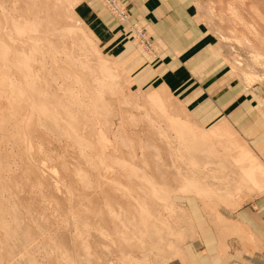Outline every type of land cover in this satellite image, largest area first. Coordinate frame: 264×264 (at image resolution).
I'll return each instance as SVG.
<instances>
[{
	"label": "rangeland",
	"instance_id": "1",
	"mask_svg": "<svg viewBox=\"0 0 264 264\" xmlns=\"http://www.w3.org/2000/svg\"><path fill=\"white\" fill-rule=\"evenodd\" d=\"M52 1L55 2V0H4L2 3H4L3 7H5L6 10L10 9V8H15V10H13L11 12V13H14L15 15L16 14L22 15V12L25 10V12L30 14V16H31L28 20H33L34 17H32V15L34 14V12H36L38 10H43V6H44V9L47 6L49 7L50 5L53 6L54 4ZM72 1L73 0H71V2ZM86 1L87 0H79V1L74 0L73 1L74 3H71V4L69 3L70 1L68 2V4L71 6L70 8L72 9V10L70 9L71 10L70 11L71 12L70 18L73 17L72 20L75 18L74 21L75 22L77 21L76 25L78 24V26H76V25L75 26L79 28V30H80L79 32L81 34L83 33V31L85 33H87V36L89 34H90L89 36H91V34H92V36L90 37L91 41L90 40L89 41L92 42V46H94V47H92L91 45H90V47L92 49L94 48L97 51V53H100V54H96V55H101L103 62L105 60L106 65H108V67L110 66L109 67L110 76H108V77L103 76V78L105 77L106 79H101V80H103L102 82L99 79L97 80V78H100L99 77L100 74L97 71L99 67L97 68V65L95 62V59H96V57L94 56L95 51L93 53V51L90 50L91 48L88 49L89 44H87L88 48L86 46L87 52L84 49L85 45L82 46L83 52L85 51V53L82 52V49H81L82 47H79L80 49H78V46H74V44H76L77 42L72 44V48L73 47L77 48L76 49L77 51L76 50L74 51L73 49H71L74 51V53H76V54H73V52L72 53L70 52L71 50L70 51L68 50L69 48H71V45H70L71 40L69 39L70 37L68 38V36L65 39L70 40V41L66 40L68 42V44L70 43L69 46L67 45V43L64 39L65 35L62 37L56 38L58 36L55 33V36L54 37L52 36L53 39L51 37L47 36V41L43 40L45 42V44H47L46 47H48V49L54 53L53 56H56V57H54L57 59L56 61L61 62L60 65H62V63H65V64L67 63L68 65L70 64L69 65L70 67L67 64H66L67 67H63V66H65V64L62 65L63 68H70L72 70L74 69V71L79 70V72H74V74L80 73V71H81V73H83L82 69L85 70L86 69L85 66H87V68L89 69V70L86 69V72H84L83 76L82 75L81 76L82 77H84V76L89 77V75H90L89 80H88V78H86V80H88L87 82H89L88 84H90L88 86H91V87L93 86V87L92 88L88 87L91 90L88 91L87 93L85 92V95H86V99L87 98L89 99V97H90V101L87 99V101H89V102H87L88 105L90 102H92L91 104L97 106V108H96L97 112H95V114H93L94 112L91 111L92 110L91 108H94L93 110H95V107L93 105L90 104V106L88 107V109H89V111H88L87 108L85 109V107H87V106L79 103V106L81 108L80 109L81 113H83V114H81V116H83L85 113L90 112L89 114H85V117L83 116L85 119H83V117L81 118L84 120V122H86V124H89V127H88V125L86 126V124H85L84 127H87V128H84L82 126V124L84 122L81 124L79 123L80 121H82L80 119H79L78 124H76L79 126V128L82 127V128H80L79 131H83L85 133L78 132L77 129H79V128H77L75 137H73L71 134H69V136L67 135L69 138H71V139H69L71 141L70 142L68 140V138H65L66 140L64 139V137H66V132H65V134H62L61 131L57 132V130L53 127L52 119L44 118L43 119L44 123L42 122L40 124V122H39V124H38L36 122L37 118L36 117L33 118L34 116L31 117L30 119H28L27 117L25 118L24 114L22 113L23 110L19 111V113H22V114H18V112L16 113L17 110L14 109V107H13L15 105L14 104L15 101L13 102L11 99H9L7 97V94H9L8 93L9 89L6 88L8 86L4 85V84H7L9 81L7 80L8 82L6 81V83H5V81H3L4 84L0 82V87H1L0 93L2 94L4 91V95L3 94L2 95L7 97L6 99L9 100L8 101L9 103H11L7 107L8 102L5 101V98L0 94L1 95L0 101L3 99V101H1V103H0L1 104L0 108H2V109H0L1 112L4 110L6 111L8 109H10V110L14 109V111H12V112L10 111L12 114L9 113V118H10V114L12 115L11 116L12 121L8 120V122H7L6 116H8L7 115L8 113L7 114L4 113L3 116L5 118L4 117H3L4 119L2 118L1 124H0V125L3 124L2 126L6 128V129L4 128L5 130L0 129L1 130L0 135L2 136V138L4 140V141H2L1 136H0V139H1L0 140V207L2 208V209L0 208V210H1L0 212L2 213V214L0 213L1 214V216H0V218H1V220H0V228H1L0 229V264H74V263L76 264V262H77V264H80V263L81 264H91L92 262H93V264H97V263L98 264H112L111 262L108 263L109 260H112L113 264H115L116 262L118 263L119 260L116 261L118 259L117 255H122V254L118 253V252H121L118 248L115 249L118 246V245H116L118 243H116L114 245L115 246L114 249L117 252L114 249L111 251V249L113 248L112 245L114 244L113 242H115V239H111V238H113L111 236L112 234H110L111 231L107 230L109 233L106 231L107 232L106 235L103 234V233H105V232H103L105 228L102 227L103 226L102 223H100V222L98 223V220L96 221L97 216L93 217L94 219L90 216L91 214H88V216H86L87 211H89L88 208L90 209V207L91 208L94 207V204L88 205V202H89L87 200L88 197H86L84 193H86V195L90 194L92 192L91 190H93V189H94L93 191L97 192V190H99V187H100V186H98L99 184L101 186H103L104 188H106L107 187L106 183L110 178V180H109L110 182L108 183V186L110 185L111 180H115V183H113V184H114L115 188L119 191V194L116 192L114 194V196L118 198V196H120V194H121L122 198L125 197L127 199L128 192H130L131 190H129V191L126 190L125 189L126 186H130L131 188H129V189H132V190H134L133 187H135V188L138 187V186H136L138 182H135L138 180L137 178H136L137 180H135V181H134V179L130 180L132 178L138 177L137 176L138 173H136V172H138V169H136V168L139 167V169H143L144 166L148 165V164L150 165L148 170L152 169V168H156V167H158V169H159V167H161V170H163L164 168H165V170L169 169L168 171L171 173L170 174L171 176H172V173H173V175L174 174L176 175L177 174L176 171H178V173H180V176H179V178L172 176L170 178L164 179L163 185L170 189V190H167L168 192L161 189L160 187H159L158 191L156 190V193L154 194L155 200L151 201V203H152V207L154 208V210L157 207V208H159L158 209L159 211H158V213H157V210H156V213H155V211H153V212L155 214L160 213L159 216L161 217V215H162V217H163V218L162 217L159 218L158 215H156V217H158L156 220L157 222L163 223L166 220L167 223L166 222H164L165 224L164 223L163 224L156 223L157 225H155L153 227H149V228L145 229V231L143 230L142 231V232H144L143 234H141V232L138 233V236L141 235L140 237H138V240H139L138 251L140 253L143 250L144 251L141 254H139V252L136 253L135 251H134V253H136L135 256L137 255L135 257L136 260H138V258L140 257V260H142L143 262L140 260H138L139 261L138 262L133 258H131L130 261L133 259L131 261L132 264L133 263L136 264L137 262H138L137 264H183V260H184L183 249H182L183 243H184V240L186 238H189L190 233H191L189 220H188L187 214H186V212L183 208V205H182L183 197L185 195H189L192 193L195 195L197 193L196 191L199 189L198 182H200V181L202 183H204V181L210 180L211 182H214V184L215 183L219 184L220 182H222L223 177H221L219 179H215V178H213L214 175H217L218 171L224 173L223 170H226L228 167H229V169L230 168L232 169L233 165L235 164V162L232 159L234 157L233 155H235V157H237V155H240V150H243V151L249 150V153L248 152L247 153L249 155H251L250 152L254 148V145L251 141L252 137L248 136V134L242 133L238 128L233 126L232 122L226 123V121H225L222 123L228 124L227 127L228 126L231 127L230 129H232V131H233V132L229 131L228 134L224 133L226 136H223V133H221V135H219V136H215L214 138H210V139L208 138L206 140H200V139L193 140V139H191V138H193L191 136V135H193V133L195 135H197L198 132H201L199 130V128L201 130L207 131V130H209L210 126H202V124L198 123V121H196L193 118H189L191 120H189V122H188V120H186V119H188L187 117L188 116L192 117V116H191L190 112L188 111L187 106L185 104H183L181 99H180V97L182 96V93L176 92L175 90L169 89L167 87L164 89H162V88L160 89V87H158L156 82H152L150 78L142 77V75L138 74L139 71H138V68H136V63L138 61V53L139 52H140L139 54L142 55L143 57H145L146 60L157 61L161 58V55L164 51L163 47H161L159 43L154 41L152 35L147 30L142 28V26L135 19L132 18V16L130 15L127 7L125 6V4L122 0H114V1L113 0H108V1L104 0L105 2L103 0L102 1L99 0L103 9H105L107 12H109V14L112 16L113 20L116 22L117 25H116V27H113V28H109L106 25H103L102 22L100 21V19H98L97 15L94 14L92 12V10L87 6ZM115 1H117V2H115ZM254 1L255 0H252V1L251 0H242V1L241 0H239V1L238 0H193V3H194V10L196 12V19L206 29V32L208 33V35L210 37H212V39L215 43L216 49H218V58L222 61V65L225 67L223 69L228 70V72L230 73L229 79L232 80L233 83H236L240 88H242V92H244L248 97H251L254 99V103H253L254 107L252 106L253 108L251 110V113L261 114L262 119H263V125H264V79H262L263 75H261V74H264V69H263L264 68V59H262V60L257 59L256 60L254 58L255 59L254 60L253 56L250 57L254 53L249 48L247 43L244 42V37H246V36L249 37V35H248L249 33L246 32V30L242 27V25L240 27V24H238L239 22H237V20H238L237 17L234 16V14L229 13L230 10L227 12L228 14L225 13L227 11L226 6L235 7V5H236V8H237V5H239V7L237 8L238 10L236 9L237 12L241 11L240 12L241 14H243V15L245 14L244 16H247V17H245V19L247 18L246 20L248 23H250V24L256 23V24H254L255 28H256V25L257 26L259 25V28L262 27L261 29H259L262 31L258 30L257 32L261 33L263 36L262 35H259V36L264 38V30H263L264 29V21H263L264 18L259 17L261 19V21H263V23L261 25V23H259L260 21L257 17V14L255 15V17H256V21L258 20L259 22H256L254 20L252 22V19H255V18H251V17H254V15L249 17V14H251V13L254 14L255 11H256V13H259V11H260L259 16L264 17V14H263L264 13V5L262 6V9L260 7L264 3V1L263 0H259L260 2L258 0H256V2H254ZM257 1L261 5L256 4ZM239 2H241L242 4L245 3L244 5H246L247 7L245 6L244 8H248V6L249 7L254 6L256 8L257 5H258V7H257V9H255L254 7L253 8L251 7V9L248 8V10L246 9L247 11L251 10V13H249L250 11L247 13L246 10H243L244 5H241ZM74 4H76V5L73 6ZM33 5H36V6L32 7ZM117 5H119V6H117ZM114 6L117 7L120 11H122L124 13V15H125L124 20H120V18H118L119 16H117V15L115 16L114 12L112 11ZM259 7H260V9H259ZM220 8H221V10H219ZM240 8H241V10H240ZM252 9H254V12L252 11ZM47 10H49V13H47L49 15L54 14V12H56L50 8ZM242 12H245V13H242ZM220 13H222V14H220ZM244 16H242V19ZM76 18H78L79 20ZM248 18H251L250 19L251 22L249 21ZM245 19H244V21H246ZM78 21L82 24L78 23ZM70 22L73 25L75 24V22L69 21V23ZM81 25H83L82 27L85 28L86 31L83 30ZM237 25H239V27ZM260 25H261V27H260ZM132 26H135V28L140 29L144 33L145 40L138 38V36L135 33H133L132 30H130ZM39 28H43L42 25L39 26ZM238 30H239V32L237 34L236 31H238ZM235 33H236V35H235ZM239 33H240V35H239ZM246 33H247V35H246ZM219 35L222 36L225 39V41L223 38L219 37ZM231 35H233V37ZM234 35H235V37H234ZM230 37H231V39H230ZM49 38H51V39H49ZM54 38H56L57 42L55 41ZM62 38H63V40H61ZM228 38H229V40H228ZM234 38H236V39H234ZM88 39H89V37H88ZM227 40L230 41L231 43L228 42ZM233 40H234V43L237 40L235 44L233 43ZM43 41L40 40V43H42ZM51 42H52L53 46L56 45V46H54L55 48L51 46ZM61 43H63L62 46L63 45L66 46L67 51H68L67 53L70 52L72 55L67 54L68 57L65 56V58H64V55H66L65 54L66 50L64 48L65 46L63 47V49L65 51L62 49ZM78 44H79V41H78ZM57 48L61 49V52ZM54 49H56V50H54ZM87 49L90 51H88ZM0 51H2V50H0ZM59 52H60V54H58ZM79 52L84 54V55L83 54L81 55V57L84 56L82 58V60L81 59L78 60V58L80 56ZM33 53L35 54V52H33ZM249 53H252V54H249ZM78 54H79V56H77ZM92 54L94 57L92 56ZM263 54H264V51H263ZM73 55L74 56L76 55L78 58L75 56V58H77V59H75V58L71 59L72 57H74ZM3 56L5 58V55H3ZM57 56H59V58H57ZM101 56H100V58H101ZM49 57H47V59H48L47 62H46V59L44 58L45 62L47 63V64L45 63V69L47 71H48L49 67L50 68L52 67V69H53L52 65H50V66L48 65V62H50V64H52L50 61V59L52 60V57L51 58H49ZM9 58L12 61L14 59L13 57H9ZM9 58H7V59H9ZM63 58H64V60H63ZM66 58H67L68 62H65V61H67V60H65ZM59 59H62V60L59 61ZM252 59L254 60V62L257 61L260 64H258L257 62H255L256 64L254 62L252 63L251 62ZM0 60L3 61V59H0ZM10 60L9 61L7 60L8 63L4 60V62H1V64L3 63L6 65V63H7L10 65L12 63ZM75 60L76 61L78 60V62L80 61L79 64L85 65V66H83L84 68L79 67L78 65L76 66V64H78L77 62L75 63V65L74 64L72 65L73 67H71V64L73 62H75ZM85 61H87V62H85ZM9 62H11V63H9ZM70 62H72V63H70ZM248 63H249V65L252 64L253 66H248ZM46 65H48V66H46ZM261 65H263V66H261ZM246 66H248V67H246ZM258 66H260V67H258ZM7 67L10 68L11 65L7 66ZM74 67H76V68L78 67V69H75ZM261 67H263V68L261 69ZM13 68H15V69H13ZM252 68L254 69V71H252ZM16 69H17L16 66H14V64L12 63V68L8 69V72L11 70L9 72V77L11 79L9 77L7 78V75H8L7 70H1L2 72H6L7 75H4L5 73L3 74L2 72H0V78H2L0 80L2 81L3 78H7V79H10V81L12 83H13V80L18 82L17 78H15V76H16L15 72H17V77L20 78L19 80H21V77L18 76V73L21 75L23 72L21 73V71L16 70ZM13 70H15V72ZM112 70L114 72H112ZM245 70L248 73L252 74V76L250 75V78L252 77L250 84L249 83L245 84L246 80L244 78H242L243 75L245 77L248 74ZM47 71L46 72L44 71L46 74L43 73L42 75H44V74L47 75L48 74ZM11 72L12 73L14 72L13 77H11V75H10V74H12ZM87 72H88V74L89 73L90 74L88 75ZM115 72L118 73V75L114 74ZM241 72H244L245 74L242 73L243 74L242 75ZM49 73H51V71ZM96 73H97V75L99 74V76L97 78L95 77ZM92 74H93V76H92ZM253 74H255V75L253 76ZM1 75H4V76H1ZM256 75L258 76L259 79L258 78L255 79V77H257ZM115 76H117V77L119 76V77L116 78ZM247 76H249V75H247ZM43 77H45L46 79ZM48 77H49V75H48ZM48 77L47 76H41L42 81L41 80L40 81L38 80V81L41 82V84H43V83L45 84L49 79ZM93 77H94V79H93ZM112 77H115L114 78L115 80ZM253 77H254V79H253ZM111 80H113L114 83H116V87H113L114 89H112V87L110 85ZM257 80H259L260 82ZM38 81L36 84L39 83ZM113 81L111 83H113ZM243 81H245V82H243ZM87 82H84V83L82 82L81 84L84 85ZM19 83H20V81H19ZM105 83H106V85H105ZM41 84H38V85L42 86ZM99 84H100V87H99ZM113 84H112V86H114ZM103 85L105 86V89H104ZM4 86H5L6 90L4 89ZM96 86H98L99 90L102 92V93H99V96L100 97L102 96V97L101 98L99 97L100 100L97 99L96 104H94L93 100H91L90 95L91 94L95 95L98 92H96V91L95 92L93 91V93H90V92H92V89H95ZM107 86H110L111 89H110V87H107ZM36 88H39V87H36ZM98 88H96L95 90H97ZM107 88H109L110 90ZM158 88L160 89V91L164 90L163 92L166 93V96H165V93H163L161 95V96H163L161 98H163L165 100V101H161L162 104L165 105V107L163 105H162V107L166 108V109L163 108L164 109L163 112L165 113L168 111L167 113H169L171 111L169 114L170 115L173 114V115H171L169 117H172V118H173L174 114L176 113V117L175 116L174 117H175V119L178 118L177 120H179V122H181L183 119H185V120H183V122L184 121L185 122L184 123L181 122L180 124H182V126L185 124L184 125L185 127L187 125L189 130L191 128L190 126H193L190 130L191 132L188 130L187 135L185 137H183L182 134L180 135L179 130L176 129L175 127L168 125V123L166 124V122L164 124V120H167V119H164L165 118L164 116H167V113H165L166 115H163L164 113L158 112L159 110L160 111L162 110L161 109L162 108L161 102L160 103L155 102L157 104H160V106L155 104V103H153V104L151 103L152 104V106H151V104L149 103L150 102L149 101V95L154 93L155 92L154 90H156V92H158L157 91ZM160 91H159V93H160ZM110 96H112L114 98H111ZM82 97L84 98V100ZM82 97L81 98L83 101L81 103L86 104L85 96H82ZM93 97L94 96H92V99H93ZM123 98L125 100H127L126 101L127 104L124 103L125 101L122 102V100H124ZM49 100H52V99H49ZM4 102L5 103L7 102V104L5 105ZM26 103L27 102H25V104L24 103L23 104H24V106H26V109L28 110V111L26 110V114H25L27 116V114H30L29 113L30 108L28 107L29 105H27ZM47 103L51 104L52 102H47ZM16 104H17V102H16ZM50 104H49V106H50ZM10 105L11 106L13 105V106L11 107ZM153 105L156 107L154 108ZM82 106H83V108H82ZM91 106H93V107H91ZM4 107L7 109H5ZM123 107H126L127 109L123 108ZM11 108H13V109H11ZM76 108H78V107H75V110H78ZM122 108L125 109V111H122L123 113L121 112V110H123ZM156 108L158 109V111ZM82 109L84 111H88V112H83ZM177 113H178V115H177ZM14 114L15 115L17 114L20 117L17 115L15 116ZM13 115H14V118H13ZM21 115H22V117H21ZM179 115H181L182 118ZM23 117H24L25 121H24V119H22ZM20 118L23 120L24 123H22V120H20ZM97 118L99 120H97L95 122V119H97ZM100 118H102V120ZM13 119L15 121L20 120L19 122L17 121V123L18 124L22 123V124L21 125L19 124V126H18V124H16L17 126L14 125L16 122H14ZM156 119H158V121ZM29 120H30V122H29ZM100 120H101V123L99 122ZM162 120H163V122H162ZM27 121L29 122L28 125H26ZM31 121H33V122H31ZM11 122L12 123L14 122V123L11 125L10 124ZM94 122L97 124H95ZM153 122L155 123V126L152 127V125H154ZM158 122H159V124H158ZM190 122H192L191 125H190ZM91 123L92 124L94 123L95 125L93 124V127H92ZM187 123H189V124H187ZM111 124L113 125V127ZM193 124L197 125L195 127H197L198 129L197 128L196 129L199 131L196 130V132H194L195 127ZM44 125H45V127H44ZM109 125H110L111 130L109 128ZM221 125H224V124H221ZM21 126H22V130H21ZM23 126H24V128H23ZM25 126H27V129H30L29 131H32L31 129H33L32 132H29V133H33L32 134L33 136H29L30 134L28 133V130L25 131V129H26ZM17 127H19L20 130H18L19 128L15 129ZM187 127H186V129H187ZM229 127H228V129H229ZM90 128H91V131L89 130ZM108 128H109V130H108ZM155 128H156V130L159 129L161 132L164 130V132L161 133L159 130H157L158 132H160V133H157ZM160 128H162V129H160ZM174 128H175V130H174ZM34 129H36V130L34 131ZM86 129H87V132L85 131ZM97 129H99V130H97ZM117 129H118V131H117ZM16 130L20 131V133L22 132L23 136L21 135L22 133L20 134L19 132L18 133L20 136L18 134H16L17 133ZM2 131H5V132L7 131V132L5 133ZM12 131L14 134L12 133ZM41 131L43 134L40 133ZM93 131H94V134H93ZM111 131H113V132H111ZM8 132L10 133V135L11 134L13 136L16 135L15 137H17V138L13 140L12 137H9L10 135L8 134ZM89 132H91V133H89ZM110 132H111V134L114 133L113 136L110 134ZM82 133L83 134L89 133V135L87 137H90V139L88 138L89 140H85L84 138H87L86 135H84L82 138ZM60 134H62V135H60ZM3 135H4V137H3ZM18 136H19V139H25L26 136L27 137L29 136V137L28 138L26 137V139L23 140V141H25L24 144H23V141L21 140L22 141L21 143L23 144L22 145L21 143H19L20 140L17 141ZM62 136H64V137L62 138ZM95 137H97L96 138L97 140H98V138L100 139V137H101L102 140L100 139V141L101 142L103 141V143H102L103 145L99 141L100 143H98V144H101V146H99V148L97 147L98 144L96 142H98V141H96ZM105 137L110 142H112V141L115 142V145L113 142L112 143L108 142L105 139ZM225 137H227V138H225ZM10 138L13 141H11ZM27 139H28L29 144L26 142ZM29 139H30V141H29ZM75 139H77V140L80 139L79 141H84V145L82 143V144H80L82 146H77L76 143L74 144ZM7 140H8V142H7ZM55 141H57V142H55ZM60 141H61V143H59ZM85 141H88V143ZM136 141L140 142L141 144H139V143L137 144ZM11 142L14 144H11ZM106 142L110 143V145ZM154 142H156V143H154ZM231 142L233 143V145H230ZM4 143H5V146L6 145H8V146L5 147ZM96 144H97V146H96ZM111 144H112L113 148H112ZM136 145H139V146L137 147ZM143 145H145V146H143ZM9 146H10V148H9ZM25 146L27 148H29V146L30 147L32 146L31 147L32 149H29V151H28V149ZM95 146L98 149H100V147H102L103 149H100L101 151H99L98 149L96 150ZM4 147H5V151L3 150ZM17 147L19 148L18 149L19 152L21 150L25 151V152L28 151V152L27 153L22 152V154H21V152L17 153L18 150H16V153H17L16 154L14 150ZM24 147H25V149H23ZM244 147H245V149H244ZM7 150H9V153L8 152L5 153ZM23 153H24V155H23ZM18 154H20L21 157L23 155L22 158L19 157V159L22 160V161H20V160L19 161L23 162V164L19 163V161H18L19 155ZM77 154H79V155H77ZM96 154L98 156H99V154L100 155L104 154V156H106L105 157L106 163H104V164L102 163V165H100V162H102L104 158L103 159L98 158V160L99 159H102V160L96 161V159H95ZM78 156H79V158H78ZM84 156H86L85 159H84ZM24 157H27V158H25V160H24L23 159ZM88 157L90 158V160L87 159ZM100 157H103V156H100ZM76 159H79V160L77 161ZM80 159L84 160V161L87 160L86 161L87 163L84 162L83 164H81V162H83V161L79 162ZM225 159H226V161H225ZM219 161L221 163H219ZM24 162L27 163L28 166L26 165L25 167H21L25 164ZM145 162L147 164H145ZM217 162H218V164H217ZM227 162H229V163H227ZM77 163H79L78 165H80V167L78 166L79 168H76ZM143 163H144V166H142L143 167L142 168L141 165H143ZM62 164L63 165L65 164L66 167L65 168H64V166L62 167ZM96 164L100 167V168L98 167L100 170L97 169ZM129 165H132V167H131L132 176H134L133 174L136 173L135 177L130 178L131 174L130 175L127 173H126L127 175L123 174L127 170L126 167ZM123 167L126 170L123 169ZM133 168L136 169L137 171L134 172ZM27 169H30V170L27 171ZM96 169H97L98 174L95 173ZM21 170L25 171V172L27 171L25 173L26 174L25 176H24V172L22 173ZM34 170H35V172H34ZM77 171H81L83 173V175L81 174V177L84 176L83 181L85 182V184L82 183V181H81L83 179V177H82V179H81V177H78L80 174H78ZM129 171H130V166H129ZM207 171H209V172H207ZM210 171H212V172H210ZM215 171H217V172H215ZM13 173L14 174L17 173L15 175V179H16L15 181H14V176H13L14 174ZM27 173H31V174H29L31 176H29L28 178H27ZM120 173H122V174L120 175ZM11 174H12V176H11ZM94 174H95V176H96V174L97 175H100V174L103 175L105 182H103L104 180H103L102 176H99V178L102 179V180L100 179L101 180L100 181L97 179L98 176L95 177ZM121 176L125 180L128 179L129 181L127 180V182H129V183H126L124 185L119 184L121 181L120 180L121 178H118V177H121ZM124 176L126 178H124ZM10 177H13V180H11L12 178H10ZM76 177H77V179H76ZM19 179H21V181H19ZM77 180L79 181V183L83 184V186H82L83 190H86V191H83L84 192L83 193L84 199L81 198V200L83 199V202L86 200L87 201L84 203L82 201H80V203H81L80 209L82 210V208L84 207V212H86V215H85V213L82 210V213L84 214V215L82 214V220H80L82 224H79L80 222L77 220V216L75 215V206H77V204H75L76 200L74 198L77 197V194H78L77 190H76V184L78 185ZM125 180H124V182H125ZM63 181H64V183H63ZM132 181L135 182V184H136V185L134 184L135 186L132 185V183H131ZM259 181H260L259 184H262L263 189L261 187H258V189L256 187V189H255L254 185H252L250 183H246L245 186L240 188L241 193L239 190L238 191L235 190V192L231 195L234 198H232L231 196H226L229 199L228 200L227 198L224 197L229 202L226 203L224 201L223 205L224 206L226 205L227 207L232 208L233 206L239 205V202H241L240 201L241 199L245 200V199H248L250 197H256V196L260 195L261 193L264 192V185H263L264 180H262V176L259 177ZM51 183H52V185H51ZM122 183H123V181H122ZM65 184L70 185V186L67 187ZM8 185L10 188L7 187ZM56 185L59 188H57ZM49 186H51V187H49ZM54 186L56 187V190H53V189H55V188H53ZM95 186H96V189L98 188L97 190L95 189ZM2 187H3V189H1ZM61 187H62V189H61ZM65 187L70 188V189H71V187H75V188H72L71 190L69 189L71 191L70 192L69 190L65 189ZM215 187H216V185H215ZM7 188H9V189H7ZM47 188H48V190L46 191ZM50 188H51L52 192L49 191ZM73 189H75L76 192H73ZM127 189H128V187H127ZM182 189H184L185 192H181ZM220 189H221V186H220ZM7 190H9V191H7ZM57 190H58V193H57ZM136 190L138 191V188ZM87 191H89V192H87ZM189 192H191V193H189ZM13 193L16 194V196ZM19 193H20V196L22 198H19V196H18ZM66 193H71V195L68 194V196H67ZM75 193H77V194L75 195ZM237 193H240V195L238 194L239 195L238 196ZM11 194L13 195V199H14V197L17 199L16 200L17 202H19L21 200L19 204H17V202L15 203V201H14L15 199L13 201L11 200V198H12ZM219 194H223V196L225 195L223 193V191H221V190H220ZM131 195H129V196H131ZM51 196H52V198L53 197H55V198H53V200H52ZM69 196H71L70 199H68ZM212 196H213L212 198H216V195L212 194ZM85 197H86V199H85ZM60 198L62 200H60ZM22 199H24L23 201H25V202H23ZM63 199L68 204L66 202L64 203ZM55 200L58 201V203ZM68 200H70V201H68ZM62 201H63V204H62ZM101 201L104 204H102ZM22 202L24 203V205L22 204ZM97 203L98 202H96V204ZM99 203H100V205H99ZM99 203L97 204V206L98 205L100 206V207L98 206V208L102 209L101 207H103L104 209H106V207H107V205H105L106 202H104L103 199L101 200V197L99 199ZM65 204L68 205V207H66ZM69 204H70V206H69ZM82 204H83V207L81 208ZM153 204H155L156 206ZM50 206H53L52 207L53 209ZM73 207H74V209H73ZM11 208H13V211ZM66 208L68 210H66ZM63 209L65 211H69V209H71V212L69 211V212L63 213V211H64ZM72 209H73L74 213H72L73 212ZM59 210H61V211H59ZM10 213L12 214V216H10L8 218V216L11 215ZM15 216H17V218ZM14 218L17 220V221L15 220V221L18 222V225L17 224L15 225V223L13 222ZM98 218L99 217H97V219ZM2 219L5 222L4 227L6 230L10 229V226H9L10 224L15 225V228L14 227L12 228L13 230L17 229V228H19L21 230V226H22L23 230H21V231H19V229H17L16 231L14 230L15 233H13L14 231L12 230L13 232L11 233V231H10L9 232L10 234L8 232H5L4 231L5 229H3V226H2V222H3ZM11 219H13V220H11ZM88 219L90 222L93 220L97 224H99V226L103 228V229L101 228L102 231H99L100 228H98V225H96V223L93 221L91 223H94L97 226V229H95L96 226L93 224H92L93 225V227H92V225L90 223H88L89 222ZM160 219H162L163 222H160L161 221ZM6 221L10 224H6L7 223ZM75 223L77 224V226L79 225L77 228H79L80 226H83V227H80L81 229H79V230L75 229L76 228ZM89 224L91 225L92 228L90 227ZM158 224H159V226H158ZM19 225H21V226H19ZM160 225H161V228H160ZM17 226H19V227H17ZM162 227L165 228L166 230L162 229ZM26 229H27V233H28V234L26 233L27 236H29L30 234L32 235V241H29V240H31V238L27 239L26 237H24V235H25L24 230L26 231ZM1 230H2V234H1ZM75 230H78V231L83 230V234H82L83 236L80 234V233H82V231L80 233L77 231L79 233V235H78L79 237L78 236L77 237L80 239V241L79 240L77 241V239H78L76 237L77 232ZM93 230H95V232H93ZM97 230L100 233H98ZM3 232H5L6 235H4ZM7 233H8V235H7ZM93 233H95V234H93ZM18 234L23 235V238H21L20 235H19L20 237H18L17 236ZM109 234L111 237V238L110 237L109 238L111 240L109 238H107L109 236ZM13 235L16 237H14ZM3 236L5 237V239ZM7 236H8V238L10 237L11 239L10 238H9V240L6 239ZM96 237H98V240ZM24 238L28 241H26ZM22 239L25 240V243H24V240H22ZM81 241H83V242H81ZM26 242H30V243L28 244ZM77 242H78V244H77ZM92 242L95 243L94 246H93ZM79 243L81 245H84V246L80 247ZM91 243H92V245H91ZM110 243H112V245ZM151 243L153 244V246ZM76 244L80 248H82V250L80 248L77 249ZM111 246H112V248H111ZM85 247L89 250L87 251L85 249ZM78 250H81V252L79 251L81 255H79V252H76ZM90 250L92 253L90 252ZM145 251H146V253H144ZM75 252H76V256L78 254V256H80V257H78V256L75 257ZM87 253H90L89 254L90 256H87L88 255ZM113 253H115V254L118 253V254L115 255ZM112 256L114 257V259H112L113 258ZM142 257L145 259H143ZM91 258L93 259V261ZM147 260H149V261H147ZM73 261H75V262H73ZM94 261H95V263H94ZM96 261H98V262H96Z\"/></svg>",
	"mask_w": 264,
	"mask_h": 264
},
{
	"label": "bare ground",
	"instance_id": "2",
	"mask_svg": "<svg viewBox=\"0 0 264 264\" xmlns=\"http://www.w3.org/2000/svg\"><path fill=\"white\" fill-rule=\"evenodd\" d=\"M4 0H0V50H2V51H0V59H3V61H1L0 60V72H2L1 70H7V73H8V75H7V73L6 72H2L4 75H7V78L9 77V72L11 71H9L8 72V69H10V68H12V63L14 64V66H16V70H19V71H21V73L23 74H19L18 73V76H20L21 77V80H19L20 78H18L17 77V72H15V70H13L14 72H15V74H16V76H15V78H17V80H18V82L17 81H15V80H13V83L10 81V79H7V78H3V80L1 81L0 80V82L1 83H3V81H5V83H6V81L8 82L7 84H4V85H6V86H8V87H6L7 89H9V91H8V93L9 94H7V97L9 98V99H11L13 102L15 101V105L17 106H15L14 104V109H16L15 111H16V113L18 112V114H24V117L26 118H28V119H30L31 117H33V118H37L36 120V122L39 124V122H40V124L43 122V119L44 118H50V119H52V122H53V127L57 130V132L59 131H61L62 132V134H65V132H66V137H64V136H62V138L64 137V139L65 138H68V140L69 139H71V138H69L68 136H69V134H71L73 137H75V135H76V131L78 130V132H83V131H79L80 130V128H82V127H80L79 128V126L78 125H76V124H78V122H79V119L80 120H82V121H80L79 123L81 124V123H83L84 122V120L83 119H85L84 117H85V114H89L90 112H88L89 111V109H88V107L90 106V104L92 103V102H90L89 103V105H88V103L87 102H89L90 101V97H89V101H87V99H86V95H85V92L87 93L88 91H90L91 89H89L88 87H91V86H88V85H90V84H88L89 82H87L88 80H89V77H90V73L88 74V72H87V74L89 75V77H82L83 76V73L84 72H86V69L87 70H89L88 68H87V66H85V65H82V64H79V62H78V60H82V58L84 57H81V55L83 54V53H85V51H86V46H87V44H89V48H88V46H87V48L88 49H90L91 47H90V45L92 46V42H90L91 40H90V37L92 36V34H91V36H87V33H85L84 31H83V33L81 34L79 31V28L78 27H76V26H78V24L76 25V22L74 21V19L72 20V18H70L71 17V15H70V11L72 10L70 7V5L68 4V2L71 4V3H74L73 1L71 2V0H55V2L54 1H52L53 2V6L52 5H50L49 7L47 6L45 9H44V6H43V10H38V11H36V12H34V14L32 15V17H34V19L33 20H28L31 16H30V14H28V13H26L25 12V10L22 12V15H18V14H14V13H11L13 10H15V8H10V9H5V7H3L4 5V3H2ZM59 3H58V2ZM65 1V2H64ZM77 1V0H76ZM79 1V0H78ZM102 1V0H101ZM104 1V0H103ZM108 1V0H107ZM114 1V0H113ZM112 1V2H113ZM239 1V0H238ZM242 1V0H241ZM252 1V0H251ZM259 1V0H258ZM258 1H257V3L256 4H260V3H258ZM264 1V0H263ZM105 2V1H104ZM115 2H117V1H115ZM254 2H256V0L254 1ZM260 2V1H259ZM238 3V2H237ZM236 3V4H237ZM241 5H244V4H242L241 2H239ZM251 3V2H250ZM263 3V2H262ZM103 4V3H102ZM108 4V3H107ZM253 4V3H252ZM46 5V4H45ZM76 4H74L73 6H75ZM251 5V4H250ZM261 5V4H260ZM264 5V3L260 6L261 7V9H262V6ZM34 6H36V5H33L32 7H34ZM107 6V5H106ZM117 6H119V5H117ZM226 6V5H225ZM246 5H244L243 6V8L245 7ZM110 7V6H109ZM239 7V5H237V8ZM241 7V6H240ZM247 7V6H246ZM252 7V6H251ZM251 7H249L248 6V8H250L251 9ZM254 7V6H253ZM252 7V8H253ZM257 7H258V5L256 6V8L255 9H257ZM260 7H259V9H260ZM52 9L53 11H56V12H54V14H47V13H49V10H47V9ZM117 8V7H116ZM236 8V5H235V7H232V6H226V12L225 13H227L229 10V13H232V14H234V16H236L237 17V22H239L238 24H240V27H241V25H242V27L246 30V32H248L249 34V37L248 36H246V37H244V42L245 43H247V45L249 46V48L252 50V52L254 53L253 55H251L250 57H252L253 56V59L255 58L256 60L257 59H264V54H263V51H264V38H262V37H260L259 35H262L261 33H258L257 31L259 30V29H261L262 27H261V25H262V23H263V21H261V19L260 18H264V17H261V16H259V13H260V11H259V13H256V11H255V13L253 14V13H251V10H249V11H247L248 10V8H244L243 10H246L247 11V13L249 12V13H251V14H249V17L250 16H253L254 15V17H251V18H255V19H252V22H253V20L254 21H256V17H255V15L257 14V17H258V19H259V21L257 20L256 22H259V23H261V25H260V27L261 28H259V25L257 26L256 25V28H255V25L254 24H256V23H254V24H250V23H248L247 22V18L245 19V17H247V16H244L243 14H241L240 12L241 11H239V12H237V9ZM71 9V10H70ZM237 9V10H236ZM258 9V10H259ZM219 10H221V8L219 9ZM240 10H241V8H240ZM242 10V11H243ZM252 11L254 12V9H252ZM112 12V11H111ZM223 12V11H222ZM113 13V12H112ZM219 13V12H218ZM217 13V14H218ZM224 13V12H223ZM242 15V16H244L243 17V19H242V16L240 15V14ZM242 13H245V12H242ZM115 14V13H114ZM220 14H222V13H220ZM219 14V15H220ZM228 14V13H227ZM262 14V13H261ZM260 14V15H261ZM264 14V13H263ZM75 15V14H74ZM127 15V14H126ZM247 15V14H246ZM115 16H116V14H115ZM260 17V18H259ZM119 18V17H118ZM223 18V17H222ZM235 18V17H234ZM251 18H248L249 19V21H250V19ZM76 19H78V18H76ZM244 19L246 20V21H244ZM44 20V21H43ZM79 20V19H78ZM236 20V19H235ZM69 21H72V22H75V24L73 25L71 22L69 23ZM82 22V21H81ZM251 22V21H250ZM78 23H80L79 21H78ZM80 24H82V23H80ZM258 24V23H257ZM42 25V27L43 28H39V26H41ZM76 25V26H75ZM83 25H81V27H82ZM238 27H239V25H237ZM83 28V27H82ZM83 30H85V28H83ZM131 30V29H130ZM140 30V29H139ZM264 30V29H263ZM82 31V30H81ZM86 31V30H85ZM259 31H262V30H259ZM237 32V34H238V32H239V30L238 31H236ZM55 33H56V35L58 36V37H56V38H59V37H62V36H64V39L68 36V38L71 40H69V39H65V41L67 40H69L70 42H71V48H69L68 50L70 51L71 49H73L74 51L77 49L76 47L74 48H72V44H74V43H76V44H74V46H78V49H80L79 47H82L83 45H85V51L83 52V47L81 48L82 49V52L83 53H80V56H79V54L77 55V56H79V58H78V60L76 61L75 60V62H70V63H72L71 64V67H73L72 65L74 64L75 65V63L77 62L78 64H76V66L78 65L79 67H83V66H85L86 67V69L85 70H83L82 69V72L83 73H81V71H80V73H76V74H74V72H79V70H76V71H74V69L72 70V69H70V68H63V67H67L66 66V64L65 63H62V65H64L65 64V66H63L62 67V65H60L61 64V62H57L56 60V58H54V57H56V56H53L54 55V53L53 52H51V50H49L48 49V47H46V45L47 44H45V42L44 41H47V36H49V37H51L52 39H53V37L55 36ZM234 33V32H233ZM235 35H236V33H235ZM235 35H234V37H235ZM239 35H240V33H239ZM246 35H247V33H246ZM251 35V36H250ZM53 36V37H52ZM232 37H233V35H231ZM263 36V35H262ZM5 37V38H4ZM88 37H89V39H88ZM219 37H221V38H223L222 36H220L219 35ZM51 38H49V39H51ZM56 38H54L55 39V41H56ZM48 39V40H49ZM224 39V38H223ZM222 39V40H223ZM230 39H231V37H230ZM233 39V38H232ZM234 39H236V38H234ZM40 40L41 41H43L42 43H40ZM61 40H63V38L61 39ZM90 40V41H89ZM228 40H229V38H228ZM227 40V41H228ZM64 41V42H65ZM66 41V43H67V45L69 46V44H68V42ZM78 41H79V44H78ZM224 41H225V39H224ZM237 41V40H236ZM236 41H235V43H236ZM27 44H26V43ZM57 42V41H56ZM63 42V43H64ZM90 42V43H89ZM228 42H230V41H228ZM63 43H61V46H62V44ZM65 43V44H66ZM94 43V42H93ZM231 43V42H230ZM233 43H234V40H233ZM234 43V44H235ZM238 43V42H237ZM58 44V43H57ZM59 45V44H58ZM80 45V46H79ZM51 46L52 47H54V46H56V45H52V42H51ZM65 45H63L62 46V49H63V47H64ZM67 46V47H68ZM58 47V46H57ZM92 47H94V46H92ZM55 48V47H54ZM65 48V54L66 55H64V58H65V56L66 57H68V55L67 54H71L72 52H73V54H76V53H74V51L73 50H71L69 53H67L68 51H67V48H66V46L64 47ZM58 50H60V52H61V49H59V48H57ZM87 49V50H88ZM54 50H56V49H54ZM90 50H92L93 51V53H94V51H95V57H96V59H95V62H96V65H97V68H98V73L100 74V76H99V74L97 75V73H96V78L99 76L100 78H97V80L99 79V80H101V79H106L105 77L103 78V76H106V77H108V76H110V72H109V67H108V65H106V61L104 60V62H103V59H102V56L101 55H96V54H100V53H97V51L93 48H91ZM90 50H88V51H90ZM77 51V50H76ZM33 52H35V54L33 53ZM51 52V53H50ZM60 52L58 53V54H60ZM87 52V51H86ZM246 52V51H245ZM64 53V52H63ZM88 54V53H87ZM249 54H252V53H249ZM3 55H5V58H4V56ZM72 55V54H71ZM84 55V54H83ZM50 56V57H49ZM74 56V55H73ZM75 56L74 57H72L71 59H74L75 58ZM92 56H93V54H92ZM93 56V57H94ZM100 56H101V58H100ZM9 57H13L14 59H13V61L12 60H10V58ZM47 57H49V58H51L52 57V60L50 59V61H51V63L52 64H50V62H48V65L50 66V65H52L53 66V69H52V67L49 69L48 68V71L45 69V63L47 62ZM81 57V58H80ZM7 58H9V59H7ZM44 58L46 59V62H45V60H44ZM57 58H59V56H57ZM64 58H63V60H64ZM77 58H75V59H77ZM102 59V60H101ZM250 59V58H249ZM252 59V63L254 62V60ZM4 60L7 62V60L9 61H11V62H9V63H11L10 65H11V67L10 68H8L7 66H10L9 64H7L6 63V65L5 64H1V62H4ZM60 60H62V59H59V61ZM65 60H67V58L65 59ZM251 60V59H250ZM71 61V60H70ZM73 61V60H72ZM102 61V62H101ZM260 61V60H259ZM65 62H68V60L67 61H65ZM85 62H87V61H85ZM255 62H257V61H255ZM254 62V63H255ZM59 63V64H58ZM258 63V62H257ZM263 63V62H262ZM47 64V63H46ZM256 64V63H255ZM258 64H260V63H258ZM2 65V66H1ZM48 65H46V66H48ZM68 65V64H67ZM70 65V64H69ZM68 65V66H69ZM82 65V66H81ZM60 66V67H59ZM248 66H253L252 64L251 65H249V63H248ZM248 66H246V67H248ZM255 66V65H254ZM261 66H263V65H261ZM70 67V66H69ZM239 67V66H238ZM258 67H260V66H258ZM2 68V69H1ZM75 69H78V67L76 68V67H74ZM84 68V67H83ZM263 67H261V69H262ZM13 69H15V68H13ZM24 69V70H23ZM264 69V68H263ZM51 71V73H49L50 71ZM56 70V71H55ZM95 70V71H96ZM248 70V69H247ZM47 71V75H45L46 73L45 72ZM60 71V72H59ZM96 71V72H97ZM241 71V70H240ZM246 71V70H245ZM250 71V70H249ZM252 71H254V69L252 68ZM14 72L12 73V74H10L11 75V77H13V74H14ZM112 72H114L113 70H112ZM247 72V71H246ZM43 73H45L44 75H42ZM245 74L244 72H241V74ZM248 73V72H247ZM86 74V73H85ZM114 74H117L118 75V73H114ZM242 74V75H243ZM4 75H1V76H4ZM48 75H49V77H48ZM82 75V76H81ZM247 75H249V76H247ZM245 77H244V75H243V77L242 78H244L245 80H246V82L245 81H243V82H245V84L247 83H249L250 84V82H251V78H250V75L252 76V74L251 73H248ZM255 74H253V76H254ZM261 75H263V78L262 79H264V74H261ZM41 76H47L49 79H48V81L44 84L43 82L45 81H43L42 83L43 84H41V82H39L40 80H41ZM92 76H93V74H92ZM257 76V75H256ZM6 77V76H5ZM116 78H118L117 76H115ZM115 77H112L113 79L115 78ZM262 77V76H261ZM43 78H45V77H43ZM86 78H88V80H86ZM95 78V79H96ZM111 78V79H112ZM256 78H258V76L257 77H255V79ZM0 79H2V78H0ZM6 79V80H5ZM46 79V78H45ZM93 79H94V77H93ZM253 79H254V77H253ZM259 79V78H258ZM39 80V81H38ZM96 80V81H97ZM115 80V79H114ZM19 81H20V83H19ZM37 81L39 82L38 84H41L42 86H39L38 84H36L37 83ZM42 81V80H41ZM95 81V82H96ZM103 80H101V82H102ZM106 81V80H105ZM113 80H111L110 81V85H111V87H112V89H114L113 87H116V83H114V81H113V83H111ZM257 81H259V80H257ZM84 83V82H87V83H85L84 85H82L81 83ZM100 82V81H99ZM260 82V81H259ZM17 83V84H16ZM19 83V84H18ZM98 83V82H97ZM2 84V85H3ZM112 84L114 85V86H112ZM252 84V83H251ZM1 85V86H2ZM96 85V84H95ZM98 85V84H97ZM105 85H106V83H105ZM104 86V85H103ZM36 87H39V88H36ZM93 87V86H92ZM91 87V88H92ZM99 87H100V84H99ZM107 87H110V86H107ZM111 87H110V89H111ZM248 87V86H247ZM246 87V88H247ZM1 88V87H0ZM96 88H98V86H96L95 87V89ZM3 89V88H2ZM4 89H5V86H4ZM95 89H92V92H90V93H93V91L95 92H98L97 94H95V95H90L91 96V100H93V102H94V104H96V102H97V99L98 100H100L99 99V93H102L100 90H99V88L97 89V90H95ZM104 89H105V86H104ZM107 89H109V88H107ZM109 89V90H110ZM159 89V88H158ZM157 89V91L158 92H156V90H154L153 92L154 93H152V94H150L149 95V103L151 104H153V103H155V102H161V101H165L163 98H161V97H163V96H161L163 93H165V92H163L164 90H161L160 91V89H161V87H160V89L158 90ZM162 89H164V88H162ZM1 90V89H0ZM6 90V89H5ZM100 92H99V91ZM159 91H160V93H159ZM1 94V93H0ZM3 95H4V91H3V93H2ZM1 94V95H2ZM81 94V95H80ZM0 95V96H1ZM2 95V96H3ZM88 95V94H87ZM102 95V94H101ZM82 96H85V99H86V104L85 103H81L83 100H84V98H83V100H82V98L81 97ZM92 96H94L93 97V99H92ZM165 96H166V93H165ZM164 96V97H165ZM4 98H5V101H9V100H7L6 98L7 97H5V96H3ZM88 97V96H87ZM102 97V96H101ZM100 97V98H101ZM111 98H114V97H112V96H110ZM122 98V97H121ZM2 99V98H1ZM49 99H52V100H49ZM124 99V98H123ZM128 99V98H127ZM163 99V100H162ZM121 100V99H120ZM1 101H3V99L1 100ZM1 101H0V103H1ZM11 101V102H12ZM123 101H125L124 103H126V101L127 100H122V102ZM129 101V100H128ZM7 102L5 103L4 102V104L6 105L7 104ZM16 102H17V104H16ZM25 102H27L26 104L27 105H29L28 107L30 108L29 110H30V114H27V116L25 115L26 114V106H24V104H25ZM47 102H52L51 104L50 103H47ZM24 103V104H23ZM79 103L80 104H82V105H85V106H87V107H85V109L87 108L88 109V111H84L83 109V112H88V113H85L83 116H81V114H83V113H81V108H80V106H79ZM129 103V102H128ZM9 104H11V103H9L8 102V104H7V107H8V105ZM49 104H50V106H49ZM127 104V103H126ZM152 104H151V106H152ZM155 104H157V103H155ZM154 104V105H155ZM1 105V104H0ZM91 105H93V104H91ZM153 105V107L155 108L156 106H154ZM157 105H159L160 106V104H157ZM162 105L165 107V105L164 104H162V102H161V107H162ZM11 106V105H10ZM11 106V107H12ZM94 107H95V110H93L94 108H91L92 110V112H94L93 114H95V112H97V110H96V108H97V106L96 105H93ZM93 106H91V107H93ZM1 107V106H0ZM3 107V106H2ZM75 107H78V108H76V109H78V110H75ZM152 107V108H153ZM164 107H162L161 109V111L159 110L158 111V109H157V111L158 112H160V113H164L163 111H164V109H166V108H164ZM5 108V107H4ZM82 108H83V106H82ZM123 108H126V107H123ZM122 108V109H123ZM164 108V109H163ZM0 109H2V108H0ZM5 109H7V108H5ZM11 109H13V108H11ZM14 109L13 110H10V109H8V110H4V111H2L1 112V110H0V124H1V120H2V118L4 117L3 115H4V113H8L7 115L8 116H6L7 118V122H8V120H11L12 118H11V112L12 111H14ZM127 109V108H126ZM160 109V108H159ZM22 111V113H19V111ZM121 110V109H120ZM168 110V109H167ZM11 111V112H10ZM28 111V110H27ZM122 111H125V109H123V110H121V112ZM129 111V110H128ZM166 111V110H165ZM170 111V110H169ZM168 112V111H167ZM167 112H165V113H167ZM171 112V111H170ZM169 112V113H170ZM9 113H11L10 114V118H9ZM15 113V112H14ZM123 113V112H122ZM126 113V112H125ZM163 114V115H166V114ZM169 113H167V116H164L165 118L164 119H167V120H164V124H165V122H166V124L168 123V125H171V126H173V127H175L176 129H178L179 130V133H180V135L182 134V136L183 137H185L186 135H187V131L189 130V128L187 127V125H186V127H187V129H186V127L183 125L182 126V124H180L181 122L182 123H184L183 122V120H185V119H183L181 122H179V120H177V119H175V117H176V113L174 114V116H173V118L172 117H169V116H171V115H173V114H169ZM15 115V114H14ZM14 115H13V118H14ZM17 115V114H16ZM15 115V116H16ZM177 115H178V113H177ZM188 115V114H187ZM17 116H19V115H17ZM181 118H182V116L181 115H179ZM20 117V116H19ZM21 117H22V115H21ZM24 117L22 118V119H24ZM83 117V119H81ZM179 117V118H180ZM187 117V116H186ZM185 117V118H186ZM5 118V117H4ZM3 118V119H4ZM9 118V119H8ZM16 118V117H15ZM188 119H186V120H188V122H189V120H191V119H189V118H192V117H187ZM17 119V118H16ZM19 119V118H18ZM21 118H20V120H22ZM101 120H102V118H100ZM20 120H14L13 119V121L14 122H16L14 125H16V124H18L17 123V121L19 122ZM87 120V119H86ZM85 120V121H86ZM97 120H99L98 118L97 119H95V122L97 121ZM101 120L99 121L100 123H101ZM157 121H158V119H156ZM163 120H162V122H163ZM12 121V120H11ZM24 121H25V119H24ZM49 121V120H48ZM93 121V120H92ZM226 121V120H225ZM6 122V123H7ZM13 122V123H14ZM29 122H30V120H29ZM29 122L27 121V124L26 125H28L29 124ZM31 122H33V121H31ZM35 122V121H34ZM51 122V121H50ZM94 122V123H95ZM155 122V121H154ZM153 122V123H154ZM222 122V121H221ZM12 122L10 123L11 125L13 124ZM22 123H24L23 122V120H22ZM21 123V124H22ZM44 123V122H43ZM93 123V124H94ZM152 123V124H153ZM191 123L192 122H190V125H191ZM226 123H228L227 121H226ZM20 124V123H19ZM19 124H18V126H19ZM20 124V125H21ZM85 124H86V122H84L83 124H82V126L84 127L85 126ZM92 124V123H91ZM93 124H92V127H93ZM95 124H97V123H95ZM94 124V125H95ZM99 124V123H98ZM113 124V123H112ZM111 124V125H112ZM158 124H159V122H158ZM157 124V125H158ZM187 124H189V123H187ZM195 124V123H194ZM193 124V125H194ZM219 125H215V126H213V127H211V128H209V130H207V131H204V130H201L200 128H199V130L201 131V132H198V134L197 135H195L194 133H193V135H191L190 133V135L193 137V138H191V139H193V140H197V139H200V140H206V139H210V138H214L215 136H219V135H221V133H223V136H226L225 134L227 133H229V131H232V129H230L231 127H229V129H228V127H227V125L228 124H225V123H221V124H224V125H221L220 123H218ZM3 125V124H2ZM2 125H0V129H2V130H5L6 128L5 127H3ZM88 125V127H89V124H86V126ZM226 125V126H225ZM5 126V125H4ZM17 126V125H16ZM78 126V127H77ZM153 126H155V123H154V125H152V127ZM195 126H197V125H194V127ZM3 127V128H2ZM12 127V126H11ZM15 127V126H14ZM43 127V126H42ZM44 127H45V125H44ZM112 127H113V125H112ZM119 127V126H118ZM117 127V128H118ZM191 128L193 127V126H190ZM5 128V129H4ZM19 127H17V128H15V129H18ZM23 128H24V126H23ZM25 131L26 130H28V133L29 132H32L33 131V129H31L32 131H29L30 129H27V126H25ZM49 128V127H48ZM77 128H79V129H77ZM84 128H87V127H84ZM83 128V129H84ZM109 128H110V125H109ZM109 128H108V130H109ZM158 128V127H157ZM175 128H174V130H175ZM191 128H190V130H191ZM197 127H195V131L194 132H196V130L198 129H196ZM77 129V130H76ZM160 129H162V128H160ZM18 130H20V128L18 129ZM21 130H22V126H21ZM36 129H34V131H35ZM38 130V129H37ZM90 131H91V128L89 129ZM97 130H99V129H97ZM110 130H111V128H110ZM155 130H156V128H155ZM157 130H159V129H157ZM156 130V132L157 133H160V132H158ZM189 130V131H190ZM193 130V129H192ZM199 130H197V131H199ZM1 131V130H0ZM17 131V130H16ZM39 131V130H38ZM86 132H87V129L85 130ZM101 131V130H100ZM116 131V130H115ZM117 131H118V129H117ZM2 132H5V131H2ZM7 132V131H6ZM5 132V133H6ZM20 133V131H17V133L16 134H18L19 135V133ZM24 132V131H23ZM99 132V131H98ZM111 132H113V131H111ZM111 132H110V134H111ZM162 132H164V130L162 131ZM161 132V133H162ZM191 132V131H190ZM233 132V131H232ZM12 133H13V131H12ZM22 133V132H21ZM20 133V134H21ZM25 133V132H24ZM27 133V134H28ZM40 133H42V131L40 132ZM83 133H85V132H83ZM82 133V138H83V136L84 135H86V137L89 135V133H91V132H89V133H87V134H83ZM118 133V132H117ZM225 133V134H224ZM8 134L10 135V133L8 132ZM14 134V133H13ZM26 134V135H27ZM30 134V135H29ZM28 135L29 136H33L32 134L33 133H29ZM43 134V133H42ZM62 134H60V135H62ZM93 134H94V131H93ZM114 134V133H113ZM113 134H111L112 136H113ZM116 134V133H115ZM5 135V134H4ZM4 135H3V137H4ZM12 135V134H11ZM9 136V137H12V139L14 140V139H16L17 137H15V136ZM22 136H23V133L21 134ZM25 135V134H24ZM59 135V136H60ZM68 135V136H67ZM79 135V134H78ZM110 135V136H111ZM164 135V134H163ZM1 136V135H0ZM7 136V135H6ZM20 136V135H19ZM19 136H18V140L17 141H19V143H21L23 140H25L26 139V137H25V139H19ZM28 136V137H29ZM91 136V135H90ZM111 136V137H112ZM177 136V135H176ZM222 136V137H223ZM14 137V138H13ZM27 137V138H28ZM61 137V136H60ZM180 137V136H179ZM221 137V136H220ZM57 138V137H56ZM61 138V139H62ZM81 138V137H80ZM90 139V137H87V138H84L85 140H89ZM97 137H95V139H96ZM189 138V137H188ZM225 138H227V137H225ZM1 139H2V141H4L3 140V138H2V136H1ZM0 139V140H1ZM7 139V138H6ZM11 139V138H10ZM9 139V140H10ZM11 139V141H13ZM74 139V138H73ZM78 139V138H77ZM77 139H75V142H74V144L76 143V145L77 146H82V145H80V144H82L83 143V145H84V141H79V140H77ZM83 139V140H84ZM100 139H101V137H100ZM100 139L98 138V140L96 139V141H98V142H96L97 144L98 143H100L101 141H100ZM105 139L107 140V138L105 137ZM22 140V141H21ZM66 140V139H65ZM82 140V139H81ZM102 140V139H101ZM123 140V139H122ZM154 140V139H153ZM29 141H30V139H29ZM70 141V140H69ZM100 141V142H99ZM108 142H110L109 140H107ZM139 141V140H138ZM192 141V140H191ZM7 142H8V140H7ZM15 142V141H14ZM24 142L25 141H23V144H24ZM26 142L28 143V139L26 140ZM55 142H57V141H55ZM68 142V141H67ZM71 142V141H70ZM85 142H87L88 143V141H85ZM108 142H106V143H108ZM113 142V141H112ZM112 142H110V143H112ZM59 143H61V141L59 142ZM103 143V141L101 142V144ZM110 143H108L109 145H110ZM114 143V145H115V142H113ZM136 143L138 144H141L140 142H137L136 141ZM154 143H156V142H154ZM7 144V143H6ZM11 144H14V143H12L11 142ZM17 144V143H16ZM22 144V143H21ZM22 144V145H23ZM29 144V143H28ZM73 144V143H72ZM73 144V145H74ZM79 144V145H78ZM97 144H96V146H97ZM101 144H98V148H99V146H101ZM135 144V143H134ZM26 145V144H25ZM103 145V144H102ZM230 145H233V143L231 142V144ZM4 146H5V143H4ZM6 146H8V145H6ZM5 146V147H6ZM18 146V145H17ZM21 146V145H20ZM19 146V147H20ZM27 146V145H26ZM25 146V147H26ZM96 146H95V148H96ZM111 146H112V144H111ZM137 147L139 146V145H136ZM143 146H145V145H143ZM158 146V145H157ZM242 146V145H241ZM5 147H4V151H5ZM25 147L23 148V149H25ZM28 147V146H27ZM26 147V148H27ZM32 147V146H31ZM30 146H29V148H27L28 149V151H29V149H32ZM9 148H10V146H9ZM98 148H96V150L98 149ZM112 148H113V146H112ZM12 149V148H11ZM19 148L17 147L14 151H15V153H16V150H18ZM22 149V148H21ZM20 149V150H21ZM100 149H103L102 147H100ZM100 149H98L99 151H101ZM244 149H245V147H244ZM247 149V148H246ZM240 150V149H239ZM27 151V152H28ZM248 151V153H249V150H247ZM9 153V150H7L5 153ZM21 152V154H22V152H24V153H27V152H25V151H20ZM19 152V150H18V152L17 153H20ZM16 153V154H17ZM24 153H23V155H24ZM30 153V152H29ZM28 153V154H29ZM101 153V152H100ZM246 151H243V150H240V155H237V157H235V155H233L234 157L232 158L233 159V161L235 162V164L233 165V168L230 170L229 169V167L226 169V170H223V172L224 173H222V172H219L218 171V173H217V175H214V177L213 178H215V179H219V178H221V177H223V179H222V182H220L218 185H216V187L219 189V190H221V191H223V193L226 195V196H231L234 192H235V190L236 191H240V188H242L243 186H245V184L246 183H250V184H252V185H254L255 186V189H256V187H257V189H258V187H261L262 189H263V186H262V184H259V177L260 176H262V180H264L263 178H264V167H262L260 164H259V162H257L253 157H254V155H253V153L252 152H250L251 153V155H253V157L251 156V155H249ZM19 156H18V161L20 160L19 159V157H21L20 156V154H18ZM23 155H22V157H23ZM77 155H79V154H77ZM96 157H95V159H96V161L98 160V158H104L103 159V161L102 162H100V165H102V163L104 164V163H106L105 162V157L106 156H104V154H102V155H100L99 154V156L96 154L95 155ZM100 156H103V157H100ZM17 157V156H16ZM21 157V158H22ZM85 157L86 156H84V159H85ZM25 158H27V157H24L23 159L25 160ZM78 158H79V156H78ZM256 158V157H255ZM88 160H90V158L88 157L87 158ZM102 159H99L98 161H100V160H102ZM224 159V158H223ZM227 159V158H226ZM226 159H225V161H226ZM231 159V158H230ZM77 161L79 160V159H76ZM221 160V159H220ZM20 161H22V160H20ZM19 161V163H22L23 164V162H20ZM81 161H83V162H81ZM87 161V160H86ZM86 161H84V160H81L80 159V161L79 162H81V164H83L84 162L85 163H87ZM139 161V160H138ZM230 162V161H229ZM229 162H227V163H229ZM25 163V162H24ZM213 163V162H212ZM219 163H221L220 161H219ZM79 163H77V166H76V168H79L80 167V165H78ZM98 164V163H97ZM96 164V166H97V169L98 170H100L99 168V164L97 165ZM145 164H147L146 162H145ZM215 164V163H214ZM217 164H218V162H217ZM232 164V163H231ZM21 165V164H20ZM28 166V164L27 163H25L23 166H21V167H25V166ZM106 165V164H105ZM104 165V166H105ZM64 166V168L66 167L65 166V164L63 165L62 164V167ZM79 166V167H78ZM129 166H130V171H129ZM129 166H127L126 168H127V170L123 167V169H125L124 171H125V173H123L124 175L127 173V174H131V177L130 178H132V177H135L136 175V173H138V177H135V178H132V179H130V180H133L134 179V181L135 180H137V181H135V182H138L137 183V185L135 184V182L134 181H132L131 183H132V185H136V186H138V187H133L134 188V190H132V189H129V188H131L130 186H126V190H131L130 192H128V197H127V199L124 197V198H122L121 197V194H120V196H118V198L117 197H115L114 196V194L117 192L118 194H119V191L115 188V186H114V184L113 183H115V180H111V183H110V185L108 186V183L110 182L109 180H110V178H109V180L107 181V187L106 188H104L103 186H101L100 184L98 185V186H100L99 187V190H97L96 189V186H95V189L97 190V192H95V191H93V190H91L92 192L90 193V194H87L86 195V193H84L83 191H86V190H83V188H82V186H83V184L82 183H84L85 184V182L83 181L84 180V176H82L83 177V179H82V177H81V174L83 175V173L81 172V171H77V173L78 174H80L78 177H81V181H82V183H79V181H78V185L76 184V190H77V193H75V195L77 194V197H75L74 199L76 200V203L75 204H77V206H75V215L77 216V220L80 222H78L79 224H82L81 223V221L80 220H82V210H83V212H84V207H83V204H82V206H81V208H82V210L80 209V205H81V203H80V201H82L83 202V195L85 194V196L86 197H88V205L89 204H94V207H90V209L88 208V210L89 211H87V215H86V212H84L85 213V215L86 216H88V214H91L90 216L93 218V217H99L98 219H97V217H96V221L98 220V223L100 222V223H102L103 224V228H105L104 229V231L103 232H105V233H103V234H105L106 235V233L108 232L107 230H109V231H111V233L110 234H112L111 236L113 237V238H111L110 237V234H109V236L107 237V238H111V239H115V242H113L114 244L112 245V243H110L112 246H113V248H112V246H111V251L114 249V245L116 244V243H118V244H116V245H118L115 249H119L121 252H118L119 254H122V255H117L118 257V259L116 260V261H118L119 260V264H132V260L133 259H135L136 260V256H135V254L137 253V252H139L138 251V242H139V240H138V237H140V236H138V233H140L141 232V234H143L144 232H142L143 230L145 231V229H147V228H149V227H153V226H155V225H157L156 223H159V222H157L156 220H157V218L159 217V218H161L162 217V215H161V217L159 216V214H155L156 213V210H157V213H158V209L159 208H157L156 207V209L154 210V208L152 207V203H151V201H154L155 200V196H154V194L156 193V190L158 191V189H159V187L161 188V189H163V190H165V191H167V190H170L168 187H165L164 185H163V181H164V179H166V178H170V177H178L179 178V176H180V173H178V171H176L177 172V174L175 175H173V173H172V176L170 175L171 173L168 171V170H165V168L163 169V170H161V167H159V169H158V167H156V168H152V169H149L148 170V168L150 167V165L148 164V165H145L144 166V163H143V165H141V167L142 166H144V168L143 169H139V167H135L136 169H138V172H136L135 174H133L134 176H132V169H131V167H132V165H129ZM139 166V165H138ZM232 166V165H231ZM20 167V168H21ZM99 167V168H98ZM134 167V166H133ZM219 167V166H218ZM178 168V167H177ZM220 168V167H219ZM81 169V168H80ZM97 169H96V172L95 173H97L98 174V172H97ZM134 169V168H133ZM136 169H134L133 171L135 172V171H137ZM167 169V168H166ZM28 170H30V169H27V171ZM82 170V169H81ZM161 170V171H160ZM22 171V170H21ZM20 171V172H21ZM26 171V172H27ZM123 171V172H124ZM129 171V172H128ZM24 172V176L26 175L25 173V171H22V173ZM34 172H35V170H34ZM81 172V173H80ZM101 172V171H100ZM151 172V173H150ZM175 172V173H176ZM207 172H209V171H207ZM206 172V173H207ZM210 172H212V171H210ZM215 172H217V171H215ZM14 174V173H13ZM17 174V173H16ZM16 174H14L13 176H14V181L16 180L15 179V175ZM29 174H31V173H27V178L29 177V176H31V175H29ZM96 174V176H95V174H94V176L95 177H97L98 176V180H100L101 178H99V176H102V178H103V180H104V177H103V175H97ZM122 173H120V175H121ZM126 174V175H127ZM205 174V173H204ZM209 174V173H208ZM22 175V174H21ZM33 175V174H32ZM11 176H12V174H11ZM123 176V175H122ZM122 176L121 177H118V178H121L120 180V183L119 184H122V185H124V184H126V183H129V182H127V180H125V179H123L122 178ZM10 178H12L11 180H13V177H10ZM18 178V177H17ZM20 178V177H19ZM112 178V177H111ZM124 178H126L125 176H124ZM137 178V179H136ZM76 179H77V177H76ZM79 179V178H78ZM123 179V180H122ZM261 179V178H260ZM18 180V179H17ZM80 180V179H79ZM102 180V179H101ZM100 180V181H101ZM124 180H125V182H124ZM13 181V182H14ZM19 181H21V179H19ZM122 181H123V183H122ZM129 181V180H128ZM97 182V181H96ZM103 182H105V180L103 181ZM63 183H64V181H63ZM66 183V182H65ZM71 183V182H70ZM130 183V184H131ZM51 185H52V183H51ZM66 185V184H65ZM134 185V186H135ZM190 185V184H189ZM264 185V184H263ZM62 186V185H61ZM67 187L68 186H70V185H66ZM220 186H221V189H220ZM251 186V185H250ZM7 187H9V185L7 186ZM47 187V186H46ZM49 187H51V186H49ZM56 187H57V185H56ZM56 187L54 186L53 188H55V189H53V190H56ZM67 187H65V189H67V190H69L70 188H67ZM123 187V186H122ZM127 187H128V189H127ZM209 187V186H208ZM10 188V187H9ZM9 188H7V189H9ZM57 188H59V187H57ZM72 188H75V187H71V189ZM124 188V187H123ZM138 188V191L136 190ZM211 188V187H210ZM250 188V187H249ZM1 189H3V187L1 188ZM61 189H62V187H61ZM60 189V190H61ZM70 189V190H71ZM124 189V190H125ZM48 190V188L46 189V191ZM69 190V191H70ZM76 190L75 189H73V192H76ZM125 190V191H126ZM199 190V189H198ZM196 191L197 193H196V195L197 194H199L200 192L199 191ZM7 191H9V190H7ZM49 191H51V188L49 189ZM66 191V190H65ZM14 192V191H13ZM52 192V191H51ZM56 192V191H55ZM68 192V191H67ZM71 192V191H70ZM87 192H89V191H87ZM168 192V191H167ZM166 192V193H167ZM181 192H185V190L184 189H182L181 190ZM243 192V191H242ZM15 193V192H14ZM13 193V194H14ZM18 193V192H17ZM57 193H58V190H57ZM65 193V192H64ZM84 193V194H83ZM132 195H131V194ZM137 195H136V194ZM170 193V192H169ZM189 193H191V192H189ZM211 192L210 191H208V189H206V190H201V194L202 195H206V196H209V194H210ZM240 193H241V191H240ZM240 193H237V195L239 194L240 195ZM56 194V193H55ZM67 194V196H68V194L69 195H71V193H66ZM193 194V193H192ZM15 196H16V194H14ZM129 195H131V196H129ZM236 195V196H237ZM238 195V196H239ZM11 196H12V198H11V200L13 201L14 199V201H15V203L17 202L16 200V198L14 197V199H13V195L11 194ZM19 198H22L21 196H20V193H19ZM126 196V195H125ZM235 196V195H234ZM70 197L71 196H69V198L68 199H70ZM74 197V196H73ZM86 197H85V199H86ZM100 197H101V200L103 199L104 200V202H106V204L105 205H107V207H106V209H104L103 207H101L102 209H100V208H98V206L100 205V203L102 202H100L99 203V199H100ZM157 197V196H156ZM232 197V196H231ZM51 198H52V196H51ZM50 198V199H51ZM53 198H55V197H53ZM53 198H52V200H53ZM81 198H83L82 200H81ZM232 198H234V197H232ZM49 199V200H50ZM57 199V198H56ZM241 199V198H240ZM24 199H22V201H23ZM51 200V201H52ZM59 200V199H58ZM60 200H62L61 198H60ZM59 200V201H60ZM86 200V201H87ZM242 200V199H241ZM21 201V200H20ZM20 201L19 202H17V204H19L20 203ZM56 201V200H55ZM63 201H64V199H63ZM63 201H62V204H63ZM68 201H70V200H68ZM86 201H84V202H86ZM23 202H25V201H23ZM22 202V204L24 205V203ZM57 203H58V201H56ZM55 202V203H56ZM66 201H64V203H65ZM75 202V201H74ZM73 202V203H74ZM83 202V203H84ZM96 202H98L99 203V205L97 206V204H96ZM156 202V201H155ZM14 203V202H13ZM54 203V204H55ZM56 203V204H57ZM60 203V202H59ZM67 203V202H66ZM237 203V202H236ZM61 204V205H62ZM68 204V203H67ZM102 204H104L103 202H102ZM14 205V204H13ZM53 205V204H52ZM66 205V204H65ZM87 205V206H88ZM153 205H155V204H153ZM26 206V205H25ZM48 206V205H47ZM54 206V205H53ZM53 206H50L51 208L53 207ZM57 206V205H56ZM60 206V205H59ZM58 206V207H59ZM64 206V205H63ZM69 206H70V204H69ZM91 206V205H90ZM156 206V205H155ZM66 207H68V205H66ZM100 207V206H99ZM1 208V207H0ZM14 208V207H13ZM13 208H11L12 209V211H13ZM57 208V207H56ZM55 208V209H56ZM61 208V207H60ZM71 208V207H70ZM2 209V208H1ZM53 209V208H52ZM73 209H74V207H73ZM73 209H72V211H73ZM64 210V209H63ZM66 210H68L67 208H66ZM1 211V210H0ZM59 211H61V210H59ZM69 211L71 212V209H69ZM69 211H63V213L65 212H69ZM153 211H155V213L153 212ZM90 212V213H89ZM1 213V212H0ZM12 213V212H11ZM10 213V214H11ZM72 213H74V211L72 212ZM2 214V213H1ZM1 214H0V216H1ZM9 215V214H8ZM84 215V214H83ZM156 215H158V217H156ZM10 216H12V214L11 215H9L8 216V218L10 217ZM89 216V217H90ZM16 218H17V216H15ZM74 217V216H73ZM163 218V217H162ZM94 219V218H93ZM0 220H1V218H0ZM11 220H13V219H11ZM10 220V221H11ZM16 219L14 218V220H13V222L15 223V225L17 224L18 225V222H16L15 221ZM76 220V219H75ZM92 220V219H91ZM161 221L160 222H163L162 221V219H160ZM2 221H3V219H2ZM8 221V220H7ZM6 221V222H7ZM88 221H89V219H88ZM87 221V222H88ZM93 221V220H92ZM91 221V222H92ZM12 222V221H11ZM76 222V221H75ZM90 221L88 222V223H90L91 225L93 224V225H95L94 223H91ZM93 222H95V221H93ZM164 222H166V220L164 221ZM163 222V223H164ZM96 223V222H95ZM163 223H159V224H163ZM167 223V222H166ZM4 224H5V222L3 221L2 222V226H3V229H5V227H4ZM6 224H10V223H6ZM76 224V223H75ZM89 224V225H90ZM159 224H158V226H159ZM165 224V223H164ZM15 225H12V224H10L9 226H10V229H8V230H4L5 232H10L11 231V233L15 230H17V229H19V228H17V227H19V226H21V225H19V226H17L16 228L17 229H12L13 227L15 228ZM91 225H90V227H91ZM93 225H92V227H93ZM96 225H98V228H100V230L99 231H102V227H100L99 226V224H97L96 223ZM95 225V226H96ZM168 225V224H167ZM24 226V225H23ZM79 226V225H78ZM77 226V224H76V228L75 229H81L80 227H83V226H80L79 228H77L78 227ZM164 226V225H163ZM166 226V225H165ZM169 226V225H168ZM25 227V226H24ZM91 227V228H92ZM102 228V229H101ZM160 228H161V225H160ZM1 229V228H0ZM83 229V228H82ZM95 229H97V226H96V228ZM162 229H165V228H163L162 227ZM13 230V231H12ZM21 230H23L22 229V226H21ZM20 229H19V231H21ZM78 230H75L76 232L78 231ZM97 230V231H98ZM160 230V229H159ZM166 230V229H165ZM15 231L13 232V233H15ZM82 231V233H80ZM81 231H78L81 235L83 234V230H81ZM98 231V233H100ZM107 231V232H106ZM157 231V230H156ZM161 231V230H160ZM5 232H3L4 233V235H6L5 234ZM23 232V231H22ZM24 232H25V235H24V237H26L27 239H30L31 238V240H29V241H32V235L30 234L29 236H27V229H26V231L24 230ZM23 232V233H24ZM77 232V235H76V237L79 235V233ZM93 232H95V230H93ZM168 232V231H167ZM8 233H7V235H8ZM22 233V234H23ZM27 233V234H26ZM109 233V232H108ZM161 233V232H160ZM1 234H2V230H1ZM10 234V233H9ZM93 234H95V233H93ZM16 235V234H15ZM20 234H18L17 236L18 237H20L21 236V238H23V235H20ZM80 235V236H81ZM92 235V234H91ZM114 235V236H113ZM160 235V234H159ZM14 236V235H13ZM12 236V237H13ZM83 236V235H82ZM81 236V237H82ZM96 236V235H95ZM4 237V236H3ZM14 237H16V236H14ZM79 237V236H78ZM77 237V238H78ZM145 237V236H144ZM149 237V236H148ZM10 238V237H9ZM9 238H8V236H7V238L6 239H8L9 240ZM20 238V239H21ZM83 238V237H82ZM93 238V237H92ZM97 238V240H98V237H96ZM109 238V239H110ZM4 239H5V237H4ZM11 239V238H10ZM25 239V238H24ZM24 239H22V240H24ZM34 239V238H33ZM108 239V240H109ZM110 239V240H111ZM150 239V238H149ZM26 240V239H25ZM25 240H24V243H25ZM80 241V239L78 238L77 239V241ZM82 240V239H81ZM109 240V241H110ZM161 240V239H160ZM26 241H28V240H26ZM15 242V241H14ZM19 242V241H18ZM34 242V241H33ZM81 242H83V241H81ZM26 243H30V242H26ZM93 243V242H92ZM92 243H91V245H92ZM97 243V242H96ZM107 243V242H106ZM77 244H78V242H77ZM76 244V245H77ZM94 244L95 243H93V246H94ZM108 244V243H107ZM152 244V243H151ZM79 245H80V247H82V246H84V245H81L80 243H79ZM106 245V244H105ZM157 245V244H156ZM162 245V244H161ZM10 246V245H9ZM13 246V245H12ZM97 246V245H96ZM152 246H153V244H152ZM78 245H77V249L78 248H80ZM87 247V246H86ZM85 247V249L88 251L89 249H87ZM141 248V247H140ZM158 248V247H157ZM76 249V250H77ZM81 250H82V248H80ZM114 249V250H115ZM146 249V248H145ZM81 250H78V251H76V252H81ZM93 250V249H92ZM86 251V252H87ZM116 251V250H115ZM114 251V252H115ZM134 251L136 252V253H134ZM144 251V250H143ZM143 251L141 252V253H143ZM76 252H75V257H77L78 256V254H77V256H76ZM80 252H79V255H81L80 254ZM90 252H91V250H90ZM95 252V251H94ZM93 252V253H94ZM117 252V251H116ZM92 253V252H91ZM96 253V252H95ZM112 253V252H111ZM118 253H116V254H118ZM140 252H139V254H141ZM144 253H146V251L144 252ZM83 254V253H82ZM88 255L87 256H90L89 254L90 253H87ZM113 254H115V253H113ZM115 254V255H116ZM93 255V254H92ZM112 255V254H111ZM83 256V255H82ZM114 256V255H113ZM112 256V257H113ZM78 257H80V256H78ZM92 257V256H91ZM111 257V258H112ZM145 257V256H144ZM131 258H133L131 261H130V259ZM143 258V257H142ZM146 258V257H145ZM145 258H143V259H145ZM76 259V258H75ZM92 259V258H91ZM97 259V258H96ZM112 259H114V257L112 258ZM147 259V258H146ZM78 260V259H77ZM76 260V261H77ZM138 260H140V257L138 258ZM138 260H136V261H138ZM79 261V260H78ZM92 261H93V259H92ZM115 261V260H114ZM140 261H142V260H140ZM146 261V260H145ZM147 261H149V260H147ZM73 262H75V261H73ZM80 262V261H79ZM96 262H98V261H96ZM109 262H111L112 264H113V262H112V260H109L108 261V263ZM134 262V261H133ZM139 262V261H138ZM137 262V263H138ZM143 262V261H142ZM94 263H95V261H94ZM115 263V262H114ZM117 263V262H116ZM115 263V264H116ZM117 263V264H118ZM136 263V264H137ZM75 264V263H74ZM76 264H77V262H76ZM81 264V263H80ZM91 264H93V262L91 263ZM98 264V263H97ZM133 264H135V263H133Z\"/></svg>",
	"mask_w": 264,
	"mask_h": 264
},
{
	"label": "crops",
	"instance_id": "3",
	"mask_svg": "<svg viewBox=\"0 0 264 264\" xmlns=\"http://www.w3.org/2000/svg\"><path fill=\"white\" fill-rule=\"evenodd\" d=\"M122 1L164 49L157 61H148L139 52L138 74L158 87L182 93V103L202 126L232 122L252 137L251 156L264 167L262 115L251 113L254 99L229 79L212 37L196 19L193 0ZM86 2L103 25L116 27L99 0ZM198 185L200 194L182 199L191 228L183 243V264H264V192L229 208L223 205L229 199L215 187L218 183L209 180ZM203 189L210 195H202Z\"/></svg>",
	"mask_w": 264,
	"mask_h": 264
},
{
	"label": "built area",
	"instance_id": "4",
	"mask_svg": "<svg viewBox=\"0 0 264 264\" xmlns=\"http://www.w3.org/2000/svg\"><path fill=\"white\" fill-rule=\"evenodd\" d=\"M112 11H113L117 16H119L120 20H124V19H125V15H124V13H123L122 11H120L118 8H116L115 6H114V8L112 9ZM131 30H132L133 33H135V34L138 36V38H141L142 40H145L144 33H143L141 30L135 28V26H132V27H131Z\"/></svg>",
	"mask_w": 264,
	"mask_h": 264
}]
</instances>
